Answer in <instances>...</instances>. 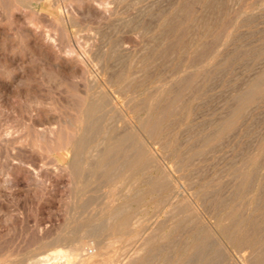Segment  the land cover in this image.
I'll use <instances>...</instances> for the list:
<instances>
[{
    "label": "rangeland",
    "instance_id": "rangeland-1",
    "mask_svg": "<svg viewBox=\"0 0 264 264\" xmlns=\"http://www.w3.org/2000/svg\"><path fill=\"white\" fill-rule=\"evenodd\" d=\"M113 9H116V11H113ZM189 24L192 25L187 27ZM195 27L196 29H194ZM97 28L98 30H96ZM115 29L117 31H115ZM108 30L110 31L108 32ZM160 31L162 32L160 33ZM214 31L216 32L214 33ZM221 33L224 34L222 35ZM181 34L183 35L182 37ZM103 36H105V38ZM156 38H158L159 41H157ZM184 42L186 43L184 44ZM118 43L120 44L119 46ZM111 45H115V47ZM263 46L264 0H0V140H3L2 142L0 141V264L5 261L7 262V260L13 261L22 259L26 256V254L35 250L40 245L39 239L40 235H42L40 232L44 233L47 229V226L48 231L49 229L51 230L49 226H51L53 229L55 228L54 230H65L68 222L71 221L73 219L72 217H75V215L79 212L77 209L79 201L92 196H96L95 199L97 206L95 207L98 208H93L92 205L91 209L89 206L85 210H80V212L87 213L84 214L85 217H87L89 214L91 215V213L95 210H99V208L104 206L103 204H105V202L108 201L110 197L111 199H115V203L117 202L116 204H120V202L125 201L123 198L126 197L133 200L134 203L130 208H132L131 210H133V214L136 213V215H134L137 218H140L137 220L139 222L142 220L141 223L143 225L140 223L139 225L141 228H139L144 231L142 232L144 235L141 234V238L134 237L135 239H132L133 241L129 243V249H135L136 246L139 247L142 238L143 241H150V239L153 238L152 240L154 241L151 240V243L153 242L152 244L155 245L161 244L172 246L171 242L172 244L174 243L172 249L173 251L171 250L172 247H168L171 250L169 253H167L168 256L163 254L160 257L162 260L157 259V261L154 260L149 264H156V262H158L157 264H162L164 263L162 262L163 259L167 257V259H165L169 260L168 257H170L172 254V256H174L176 259L180 254L178 251H176L178 247L180 248L181 245L183 247L189 246V248L194 247V243L203 239V237L207 234V236L212 237L213 241L218 240L217 242L221 248H223V251L225 250V259L226 263L228 264L231 263L232 259H241L242 257L244 258L246 264H257V260H263L264 250H260L264 247V80H262L264 78ZM112 47L115 49L120 47V50L118 51L117 48L116 53L114 51L115 49ZM153 47H157V50ZM197 48L198 50L196 51ZM98 49L101 50L99 51ZM141 50L144 51L142 52ZM103 52H105V54ZM114 53H120L121 55H115ZM151 54L153 55L151 56ZM104 56L105 58L103 59ZM172 56L174 58H172ZM110 57H112L111 59L113 60H111ZM144 58L148 59L145 61ZM116 59L118 61H116ZM78 61L81 63H78ZM104 65H107L106 67L109 69L107 70ZM103 67H105L104 70ZM204 69L206 71H204ZM110 70L113 71L111 72ZM82 72L84 73L83 78L81 76ZM121 72H123V74H121ZM151 73L153 74L151 75ZM96 75L98 76L96 77ZM117 75H119V77L122 75L123 76L119 78ZM66 76H68L70 80ZM91 77L93 79L95 77L97 81L94 79L96 81L94 82ZM243 77L246 78L247 81ZM110 80H112V84ZM117 81H122V85L120 82L117 83ZM189 81L191 82L189 83ZM102 82L104 84H102ZM80 83L84 84L83 87L89 86L91 84L105 85L110 93H112V97H115L114 101H117V105L120 103L118 105V109L124 110L127 116L133 120L132 128L130 130L134 134L141 135L139 136L142 141L144 140L143 144L145 145V151L147 150L146 154L148 167L146 170L147 175L145 182L141 177L142 175L140 176V174L138 175V173L133 172L131 176L128 177L129 179L121 178L122 180H120V178L114 177V181L111 180L109 182L111 187L109 183L108 185L101 186L96 190L95 187L92 186L91 189L93 191L89 189L88 192L79 194L76 191L75 186L69 183V177L65 176L62 178V180L56 181V178L51 175L53 174L57 177V174L51 171L53 165H51L50 162H47L50 161L55 155L54 151L50 150L54 145L51 146V144H53L51 143V139H40L38 134L41 132L40 130L44 128L54 127L55 123L53 122L55 121L57 122V124H55L57 128L59 124V131L57 132L58 134H56L59 142L58 144L63 146V143L66 145L69 142L68 140H70L71 137L68 133L75 123V120H72V118H75L80 103V100H78L79 92L77 91L80 89L78 87L82 85ZM108 84L110 86H108ZM125 85H127L133 91L127 86L126 89H124ZM136 85L138 87H136ZM193 86H196V89ZM251 86L253 91L250 89ZM73 87H75V89ZM117 90H121L123 92L120 91V93ZM244 92H246V95ZM122 93V96L119 95ZM130 94L133 95L130 96ZM243 94L244 97L241 99ZM247 94H254V96L258 98L253 101H248L247 98L249 96ZM235 96L239 97L235 98ZM42 100L46 101L48 104ZM131 101L133 105L130 104ZM39 102H43V105H41V103L39 104ZM147 102L150 104L148 103L147 105ZM36 105L37 108L35 107ZM144 105H146V108ZM256 106L258 107L257 109ZM42 112H44V115ZM228 113L229 115L227 116ZM14 117L16 119H13ZM34 118L36 119L37 123L39 122L38 126L36 121H34ZM66 118L70 119L66 120ZM53 119L55 120L53 121ZM42 123L44 126H46L43 127ZM139 124L141 128L139 127ZM219 124L222 125V127H220ZM239 127L240 130H238ZM121 128L123 129L124 127L120 126V130ZM23 129H25V132ZM3 130L4 132H2ZM7 132H10V135ZM21 132H24L25 134H22ZM34 133H36L35 137L33 135ZM21 134L24 136H21ZM15 135L19 136L16 138ZM208 138L210 140H208ZM24 139H26V141L23 143ZM30 139H32V141ZM40 140H42V142ZM12 141L14 143H12ZM30 141L32 143H30ZM205 141H207V143ZM10 143H12L13 146ZM17 147L21 148L18 149ZM38 149L43 152H40ZM151 149L152 151H150ZM26 150L27 152H25ZM49 154H51V156ZM31 158L34 160H31ZM38 159L41 160L38 161ZM10 163L14 164L15 166L12 164L10 165ZM43 166H45V169ZM36 170L38 171L36 172ZM43 175L44 177H42ZM30 176L32 177L30 178ZM147 177H150V180ZM29 180H31V182H29ZM39 181H41V184H38ZM62 181L66 182L63 183ZM115 181L119 183L116 184ZM42 182L44 184H42ZM121 183H124V186ZM161 183L162 185H160ZM38 185H40V187H38ZM175 185L176 187L174 188ZM44 186L47 187V189L45 188L47 194L45 193V190H42L44 193H41V189L44 188ZM62 186L66 188L64 189ZM115 186L119 189L116 188L115 190ZM103 187L104 190L107 187L105 192L106 194L108 192L109 197H107L106 194L103 196L104 192H101L104 191ZM159 188L162 190H159ZM248 188L249 190L247 191ZM48 191L54 192H52L50 195V192ZM111 191H113V193ZM95 192L97 193L95 194ZM233 192H235V195H233ZM97 194H100L101 197H99L100 195L98 196ZM110 194H113V197ZM72 197L75 198L73 199ZM100 198H103L104 201L101 200L100 202ZM60 201L61 203L63 202V204H61ZM118 201L120 202L118 203ZM137 201L139 202L137 203ZM203 201L204 203L206 202V204H204ZM74 203L76 204L74 205ZM140 203H143L144 205ZM75 206L76 209H74ZM43 207L45 208L43 209ZM67 210L71 215L66 212ZM60 213L62 214L60 215ZM135 216L133 221L136 223L134 224L136 226L138 221L136 220ZM60 219H63V223ZM54 223H56V225ZM52 225H54V227ZM191 225L194 226L193 229ZM134 228L136 231L135 229H133V231L136 234L138 227ZM69 229H71V227ZM153 230H156L155 234L152 233L154 232ZM37 233H40L39 236ZM149 233L151 234L149 235ZM35 235L36 238H34ZM201 235L202 237H200ZM164 237H168L167 240ZM198 237H200V240ZM262 240L263 242H261ZM28 241H31L30 243L33 242V244H37L39 242V244H32L31 246ZM251 243H254L253 247ZM16 244H21L24 247L21 245L18 246ZM117 244L116 245L118 247H122L121 243ZM239 245L241 246L237 247ZM33 246L35 249H33ZM8 247L10 249H8ZM27 247H30L29 250ZM20 248H22V250ZM15 249L16 251H12ZM257 254L260 255L257 256ZM237 255H240L241 257ZM172 256L170 257V260H174Z\"/></svg>",
    "mask_w": 264,
    "mask_h": 264
},
{
    "label": "bare ground",
    "instance_id": "bare-ground-1",
    "mask_svg": "<svg viewBox=\"0 0 264 264\" xmlns=\"http://www.w3.org/2000/svg\"><path fill=\"white\" fill-rule=\"evenodd\" d=\"M188 1V0H187ZM201 1H203V0H201ZM210 1V0H209ZM217 1H219V0H217ZM117 2V1H116ZM166 2V1H165ZM196 2V1H195ZM212 2V1H211ZM237 2V1H236ZM55 3V2H54ZM184 3H185V1H184ZM193 3V2H192ZM201 3V2H200ZM101 4H102V2H101ZM106 4V3H105ZM132 4V3H131ZM134 4V3H133ZM189 4V3H188ZM188 4H187V6H188ZM194 4V3H193ZM207 4V3H206ZM211 4H216V3H211ZM234 4V3H233ZM245 4V3H244ZM73 5V4H72ZM129 5V4H128ZM143 5V4H142ZM181 5V4H180ZM183 5V4H182ZM170 6V5H169ZM172 6V5H171ZM187 6H186V8H187ZM223 6H224V4H223ZM230 6V5H229ZM237 6V5H236ZM4 7H6V6H4ZM143 7V6H142ZM145 7V6H144ZM149 7V6H148ZM219 7V6H218ZM92 8V7H91ZM132 8V7H131ZM186 8H184V9H186ZM191 8V7H190ZM215 8V7H214ZM183 9V10H184ZM198 9V8H197ZM212 10V9H211ZM219 10V9H218ZM229 10V9H228ZM92 11H93V9H92ZM97 11V10H96ZM109 11V10H108ZM113 11H116V9L114 10L113 9ZM157 11V10H156ZM206 11V10H205ZM220 11V10H219ZM20 12V11H19ZM70 12V11H69ZM138 12V11H137ZM195 12V11H194ZM99 13V12H98ZM113 13H115V12H113ZM139 13V12H138ZM178 13H180V12H178ZM217 13V12H216ZM10 14V13H9ZM43 14V13H42ZM41 14V15H42ZM79 14V13H78ZM146 14V13H145ZM83 15V14H82ZM102 15V14H101ZM109 15V14H108ZM172 15V14H171ZM180 15V14H179ZM203 15V14H202ZM215 15V14H214ZM219 15V14H218ZM224 15V14H223ZM47 16V15H46ZM85 16V15H84ZM205 16V15H204ZM212 16V15H211ZM193 17V16H192ZM197 17V16H196ZM207 17V16H206ZM262 17V16H261ZM107 18H108V16H107ZM123 18V17H122ZM127 18V17H126ZM131 18V17H130ZM151 18V17H150ZM199 18V17H198ZM204 18V17H203ZM208 18V17H207ZM215 18V17H214ZM234 18V17H233ZM121 19V18H120ZM193 19V18H192ZM197 19V18H196ZM195 19V20H196ZM232 19V18H231ZM115 20V19H114ZM142 20V19H141ZM167 20V19H166ZM165 20V21H166ZM168 20H169V17H168ZM207 20V19H206ZM255 20V19H254ZM133 21H135V20H133ZM176 21V20H175ZM194 21V20H193ZM211 21V20H210ZM167 22V21H166ZM195 22V21H194ZM203 22V21H202ZM207 22H208V20H207ZM13 24V23H12ZM110 24V23H109ZM145 24V23H144ZM162 24H164V23H162ZM204 24H205V22H204ZM80 25V24H79ZM104 25V24H103ZM107 25H108V23H107ZM137 25H138V23H137ZM157 25V24H156ZM190 25H192V24H189V25H187V27L188 26H190ZM199 25V24H198ZM93 26V25H92ZM111 26V25H110ZM118 26H119V24H118ZM200 26H202V25H200ZM210 26V25H209ZM55 27V26H54ZM78 27V26H77ZM107 27H109V26H107ZM136 27V26H135ZM212 27V26H211ZM214 27V26H213ZM94 28V27H93ZM147 28V27H146ZM180 28V27H179ZM191 28V27H190ZM198 28V27H197ZM206 28V27H205ZM143 29H144V27H143ZM194 29H196V27L194 28ZM96 30H98V28L96 29ZM99 30H101V29H99ZM111 30V29H110ZM110 30H108V32L110 31ZM129 30V29H128ZM145 30H147V29H145ZM175 30V29H174ZM204 30V29H203ZM210 30V29H209ZM115 31H117L116 29H115ZM120 31V30H119ZM169 31V30H168ZM183 31V30H182ZM197 31V30H196ZM95 32H97V31H95ZM127 32V31H126ZM145 32V31H144ZM149 32V31H148ZM147 32V33H148ZM162 31H160V33H161ZM167 32V31H166ZM201 32H203V31H201ZM216 31H214V33H215ZM3 33V32H2ZM63 33V32H62ZM105 33V32H104ZM183 33H184V31H183ZM213 33V32H212ZM247 33V32H246ZM108 34V33H107ZM179 34V33H178ZM222 34V33H221ZM224 34V33H223ZM222 34V35H223ZM239 34V33H238ZM13 35V34H12ZM157 35H159V34H157ZM205 35H207V34H205ZM256 35V34H255ZM86 36V35H85ZM113 36V35H112ZM111 36V37H112ZM183 35L181 34V37H182ZM198 36V35H197ZM212 36V35H211ZM250 36V35H249ZM90 37H91V35H90ZM104 38H105V36H103ZM161 37V36H160ZM164 37V36H163ZM180 37V38H181ZM119 38V37H118ZM117 38V39H118ZM123 38V37H122ZM154 38V37H153ZM179 38V37H178ZM85 39H86V37H85ZM91 39V38H90ZM96 39V38H95ZM116 39V40H117ZM157 39V41H159L158 40V38H156ZM160 39V38H159ZM165 39V38H164ZM191 39V38H190ZM198 39V38H197ZM92 40V39H91ZM108 40V39H107ZM106 40V41H107ZM122 40V39H121ZM120 40V41H121ZM129 40V39H128ZM163 40V39H162ZM162 40H161V42H162ZM186 40V39H185ZM93 41V40H92ZM100 41V40H99ZM114 41H115V36H114ZM119 41V40H118ZM123 41V40H122ZM164 41V40H163ZM189 42V41H188ZM214 42V41H213ZM65 43V42H64ZM104 43V42H103ZM120 43V42H119ZM118 43V46L120 45ZM172 43H173V41H172ZM180 43V42H179ZM186 42H184V44H185ZM192 43H194V42H192ZM191 43V44H192ZM68 44V43H67ZM89 44V43H88ZM105 44V43H104ZM103 44V45H104ZM108 44V43H107ZM113 44V43H112ZM114 44H115V42H114ZM122 44V43H121ZM160 44V43H159ZM168 44V43H167ZM184 44H183V46H184ZM205 44V43H204ZM245 44V43H244ZM117 45V44H116ZM161 45V44H160ZM162 45H163V43H162ZM195 45V44H194ZM99 46H100V43H99ZM107 46V45H106ZM111 46H114L115 47V45H111ZM150 46V45H149ZM149 46H148V48H149ZM217 46V45H216ZM173 47V46H172ZM178 47V46H177ZM201 47H202V45H201ZM206 47V46H205ZM264 47V46H263ZM98 48H100V47H98ZM110 48V47H109ZM113 48V47H112ZM118 48V47H117ZM116 48V49H117ZM120 48V47H119ZM118 48V51L120 50ZM126 48V47H125ZM125 48H123V49H125ZM142 48V47H141ZM147 48V47H146ZM154 49H156L155 47H153ZM165 48V47H164ZM191 48V47H190ZM190 48H189V50H190ZM89 49H90V46H89ZM113 49H115V48H113ZM116 49L114 50L115 52H116ZM122 49V50H123ZM127 49V48H126ZM125 49V50H126ZM131 49V48H130ZM134 49V48H133ZM140 49V48H139ZM145 49V48H144ZM153 49V50H154ZM163 49V48H162ZM167 49V48H166ZM237 49H238V47H237ZM63 50V49H62ZM99 50V49H98ZM101 50V49H100ZM99 50V51H100ZM110 50V49H109ZM121 50V51H122ZM129 50V49H128ZM127 50V51H128ZM150 50H151V48H150ZM157 50V49H156ZM198 50V48L196 49V51ZM113 51V50H112ZM120 51V52H121ZM138 51V50H137ZM142 52L144 51V50H141ZM155 51V50H154ZM171 51V50H170ZM169 51V52H170ZM202 51V50H201ZM213 51V50H212ZM230 51V50H229ZM228 51V52H229ZM258 51V50H257ZM111 52V51H110ZM128 52H130V51H128ZM141 52V53H142ZM150 52H153V51H150ZM176 52V51H175ZM195 52V51H194ZM204 52V51H203ZM97 53V52H96ZM104 54H105V52H103ZM117 53V52H116ZM116 53H114L115 55H118V54H120V53H118V54H116ZM178 53H179V51H178ZM205 53H206V51H205ZM232 53V52H231ZM94 54V53H93ZM98 54H99V52H98ZM111 54V53H110ZM124 54V53H123ZM131 54V53H130ZM154 54V53H153ZM153 54H151V56L153 55ZM159 54V53H158ZM176 54V53H175ZM195 54H196V52H195ZM256 54V53H255ZM112 55H113V53H112ZM114 55V56H115ZM121 55V54H120ZM119 55V56H120ZM127 55V54H126ZM129 55V54H128ZM139 55H142V54H139ZM138 55V56H139ZM166 55H167V53H166ZM169 55V54H168ZM93 56V55H92ZM108 56V55H107ZM159 56V55H158ZM164 56V55H163ZM177 56V55H176ZM188 56V55H187ZM198 56V55H197ZM99 57H101V56H99ZM124 57V56H123ZM147 57V56H146ZM185 57V56H184ZM196 57V56H195ZM205 57V56H204ZM102 58V57H101ZM105 58V56L103 57V59ZM112 57H110V59H111ZM114 58H117V57H114ZM122 58V57H121ZM126 58V57H125ZM128 58V57H127ZM159 58V57H158ZM162 58V57H161ZM172 58H174L173 56H172ZM176 58V57H175ZM183 58V57H182ZM103 59H101V60H103ZM107 59V58H106ZM129 59V58H128ZM145 59V58H144ZM146 59H148V58H146ZM146 59H145V61H146ZM165 59V58H164ZM200 59V58H199ZM236 59V58H235ZM111 60H113V59H111ZM138 60V59H137ZM185 60H187V59H185ZM99 61V60H98ZM106 61H109V60H106ZM116 61H118L117 59H116ZM127 61V60H126ZM205 61V60H204ZM80 61H78V63H79ZM111 62V61H110ZM120 62V61H119ZM133 62V61H132ZM191 62V61H190ZM195 62V61H194ZM197 62H199V61H197ZM81 63V62H80ZM123 63V62H122ZM128 63V62H127ZM134 63V62H133ZM158 63V62H157ZM110 64V63H109ZM118 64V63H117ZM116 64V65H117ZM135 64V63H134ZM143 64V63H142ZM192 64V63H191ZM200 64V63H199ZM252 64V63H251ZM81 65V64H80ZM108 65V64H107ZM107 65H104L105 67L107 66ZM157 65V64H156ZM193 65V64H192ZM250 65V64H249ZM74 66V65H73ZM113 66V65H112ZM111 66V67H112ZM114 66H115V64H114ZM158 66V65H157ZM183 66V65H182ZM181 66V67H182ZM70 67V66H69ZM105 67H103V70H104V68ZM110 67V66H109ZM118 67V66H117ZM124 67V66H123ZM125 67L127 68V66L125 65ZM159 67H161V66H159ZM180 67V66H179ZM229 67V66H228ZM232 67V66H231ZM230 67V68H231ZM240 67V66H239ZM48 68V67H47ZM60 68H62V67H60ZM68 68V67H67ZM85 68V67H84ZM107 68V70L109 69L108 67H106ZM121 68H122V66H121ZM131 68V67H130ZM238 68V67H237ZM71 69V68H70ZM81 69V68H80ZM147 69V68H146ZM149 69V68H148ZM157 69V68H156ZM33 70V69H32ZM66 70H68V69H66ZM116 70V69H115ZM118 70V69H117ZM122 70V69H121ZM127 70V69H126ZM174 70V69H173ZM57 71V70H56ZM75 71V70H74ZM85 71H87V70H85ZM111 71V70H110ZM113 71V70H112ZM111 71V72H112ZM120 71V70H119ZM123 71V70H122ZM143 71V70H142ZM155 71V70H154ZM162 71V70H161ZM204 71H206L205 69H204ZM243 71V70H242ZM69 72V71H68ZM73 72V71H72ZM105 72H106V69H105ZM124 72V71H123ZM123 72H121V74H123ZM139 72V71H138ZM160 72V71H159ZM176 72V71H175ZM23 73V72H22ZM57 73V72H56ZM90 73V72H89ZM109 73V72H108ZM118 73V72H117ZM140 73V72H139ZM158 73V72H157ZM161 73V72H160ZM252 73V72H251ZM81 74V73H80ZM86 74V73H85ZM153 73H151V75H152ZM162 74V73H161ZM193 74V73H192ZM203 74V73H202ZM75 75V74H74ZM76 75H78V74H76ZM83 75H84V73L82 72V78H83ZM86 75H88V74H86ZM99 75V74H98ZM98 75H96V77L98 76ZM116 75V74H115ZM135 75L137 76V74L135 73ZM155 75V74H154ZM174 75V74H173ZM189 75V74H188ZM203 75H205V74H203ZM202 75V76H203ZM47 76V75H46ZM61 76V75H60ZM90 76V75H89ZM107 76V75H106ZM114 76V75H113ZM118 77H119V75H117ZM123 76V75H122ZM121 76V77H122ZM135 76V77H136ZM144 76V75H143ZM225 76V75H224ZM250 76V75H249ZM67 78H68V76H66ZM65 77V78H66ZM80 77V76H79ZM100 77V76H99ZM102 77V76H101ZM104 77V76H103ZM121 77H119V78H121ZM190 77H191V73H190ZM214 77V76H213ZM238 77V76H237ZM60 78V77H59ZM88 78H90V77H88ZM87 78V79H88ZM92 78V77H91ZM108 78V77H107ZM117 78V77H116ZM124 78V77H123ZM150 78V77H149ZM148 78V79H149ZM185 78V77H184ZM183 78V79H184ZM244 78V77H243ZM69 79V78H68ZM73 79V78H72ZM77 79V78H76ZM94 79H95V77H94ZM93 78H92V80H94ZM109 79V78H108ZM112 79V78H111ZM130 79V78H129ZM166 79V78H165ZM187 79V78H186ZM185 79V80H186ZM190 79V78H189ZM245 80H246V78H244ZM244 79H243V81H244ZM251 79V78H250ZM262 79V78H261ZM70 80V79H69ZM74 80V79H73ZM89 80V79H88ZM91 80V81H92ZM96 80V79H95ZM94 80V82H96ZM102 80V79H101ZM107 80V79H106ZM105 80V81H106ZM115 80H117V79H115ZM131 80V79H130ZM146 80V79H145ZM163 80H164V78H163ZM199 80V79H198ZM223 80V79H222ZM260 80V79H259ZM262 80H264V78L262 79ZM87 81V80H86ZM104 81V80H103ZM108 81V80H107ZM112 80H110V82H111ZM123 81V80H122ZM122 81L120 82V81H117V83L118 82H120V84L122 83ZM176 81V80H175ZM204 81V80H203ZM247 81V80H246ZM93 82V81H92ZM131 82V81H130ZM144 82V81H143ZM191 81H189V83H190ZM213 82V81H212ZM79 83V82H78ZM87 83H89V82H87ZM105 83H107V82H105ZM116 83V82H115ZM188 83V84H189ZM196 83H197V80H196ZM219 83V82H218ZM242 83V82H241ZM249 83H250V80H249ZM257 83V82H256ZM261 83H262V81H261ZM65 84V83H64ZM80 84H82V83H80ZM94 84H96V83H94ZM102 84H104L103 82H102ZM100 85V84H98V85H89V86H84L83 87V85L84 84H82L81 86H79L78 88H80L79 90H77L78 92H79V99L78 100H80V103H79V106H78V109H77V114H76V116H75V118L73 119L72 118V120H75V123H74V126L71 128V130H70V132L68 133L69 134V136L71 137L70 138V140H68L69 142L66 144V145H64L65 143H63V146H60L58 143V139H57V137H56V134H58L57 132L59 131L58 130V128H59V124H58V128L55 126V124H57V122H55L54 120L55 119H53V123H55L54 124V127H49V128H44V129H42V130H40L41 132H39V134H38V137L40 138V139H46V138H49V139H51V143H53V144H51L50 142V144H51V146L52 145H54L53 147H52V149H50V150H52V151H54V153H55V155L51 158V160L50 161H47V162H50L51 163V165H53V168H52V170H51V168H50V170L53 172V173H55V174H57V177H56V175L54 176L53 174H51L53 177H55L56 178V181L57 180H62V178L63 177H65V176H67V177H69V179H70V184H73L74 186H75V188H76V191L80 194V193H86V192H88L89 191V189H91L92 188V186H94L95 187V190L97 189V188H99V187H101V186H106V185H108V183L112 180V181H114V177H118V178H120V180H122L121 178H127V179H129L128 177L129 176H131V174L133 173V172H136V173H138V175L140 174V176L143 178V181L145 182V180H146V170H147V167H148V165H147V154H146V151H145V145L143 144V142H144V140L142 141V139L140 138V136L139 135H137V134H134L130 129L132 128V124H133V120L131 119V118H129L128 116H127V114L125 113V111L124 110H120V109H118V105L120 104H118L117 105V101L115 102L114 101V99H115V97L113 98L112 97V93H110V91L108 90V88L105 86V85ZM110 84V83H109ZM108 84V86H110ZM111 84H112V82H111ZM125 84V83H124ZM217 84V83H216ZM57 85V84H56ZM114 85V84H113ZM122 85V84H121ZM148 85H149V83H148ZM173 85V84H172ZM197 85V84H196ZM253 85V84H252ZM258 85V84H257ZM59 86H61V85H59ZM118 86V85H117ZM126 86L127 85H125V88L124 89H126ZM188 86V85H187ZM199 86V85H198ZM197 86V87H198ZM200 86H202V85H200ZM216 86V85H215ZM239 86V85H238ZM37 87V86H36ZM77 87V86H76ZM81 87H83V88H81ZM113 87V86H112ZM111 87V88H112ZM116 87V86H115ZM120 87V86H119ZM128 87V86H127ZM131 87V86H130ZM136 87H138L137 85H136ZM177 87V86H176ZM180 87V86H179ZM192 87V86H191ZM195 89H196V86H193ZM246 87H247V85H246ZM54 88V87H53ZM74 89H75V87H73ZM114 88V87H113ZM129 88V87H128ZM127 88V89H128ZM186 88V87H185ZM199 88V87H198ZM201 88V87H200ZM244 88V87H243ZM66 89V88H65ZM124 89H123V91H124ZM130 90H132L131 88H129ZM202 89V88H201ZM236 89V88H235ZM248 89H249V87H248ZM247 89V90H248ZM250 89L252 90L253 88H252V86L250 87ZM24 90V89H23ZM129 90V91H130ZM144 90V89H143ZM176 90V89H175ZM194 90V89H193ZM198 90V89H197ZM71 91V90H70ZM75 91V90H74ZM117 91H119V90H117ZM121 91V90H120ZM119 91V92H120ZM123 91H121V92H123ZM128 91V92H129ZM133 91V90H132ZM199 91V90H198ZM222 91V90H221ZM237 91V90H236ZM249 91V90H248ZM253 91V90H252ZM251 91V92H252ZM50 92V91H49ZM77 92V93H78ZM120 92V93H121ZM176 92V91H175ZM193 92V91H192ZM195 92H196V90H195ZM243 92V91H242ZM247 92V91H246ZM246 92H244L245 93V95H246ZM250 92V91H249ZM152 93V92H151ZM198 93V92H197ZM204 93V92H203ZM218 93V92H217ZM220 93V92H219ZM227 93V92H226ZM116 94V93H115ZM126 94H127V91H126ZM129 94V93H128ZM178 94V93H177ZM242 94V93H241ZM252 94V93H251ZM119 95H123V93L122 94H119ZM131 95H133V94H130V96ZM149 95H151V94H149ZM200 95V94H199ZM248 95V94H247ZM125 96H127V95H125ZM249 97L247 98V100L248 101H253V100H255V99H257L256 98V96H254V94L253 95H248ZM262 96V95H261ZM260 96V97H261ZM7 97V96H6ZM44 97V96H43ZM124 97V96H123ZM122 97V98H123ZM128 97H129V95H128ZM127 97V98H128ZM148 97V96H147ZM216 97H218V96H216ZM236 97H239V96H235V98ZM242 97H244V94H243V96H241V99H242ZM73 98V97H72ZM118 98V97H117ZM121 98V97H120ZM126 98V99H127ZM131 98V97H130ZM177 98V97H176ZM175 98V99H176ZM192 98V97H191ZM221 98V97H220ZM234 98V99H235ZM245 98H246V96H245ZM50 99V98H49ZM187 99V98H186ZM211 99V98H210ZM233 99V100H234ZM239 99V98H238ZM39 100V99H38ZM37 100V101H38ZM44 100V99H43ZM42 100V101H43ZM76 100V99H75ZM120 100V99H119ZM125 100V99H124ZM134 100H136V99H134ZM162 100V99H161ZM245 100V99H244ZM49 101V100H48ZM53 101V100H52ZM66 101V100H65ZM183 101H184V99H183ZM182 101V102H183ZM238 101V100H237ZM242 101V100H241ZM16 102V101H15ZM43 102H46V101H43ZM43 102H39V104L41 103V105H43L42 103ZM123 102V101H122ZM127 102V101H126ZM138 102H140V101H138ZM160 102V101H159ZM177 102V101H176ZM185 102V101H184ZM225 102V101H224ZM223 102V103H224ZM47 103V102H46ZM77 103H78V101H77ZM76 103V104H77ZM141 103H142V101H141ZM148 103L149 102H147V105H148ZM208 103V102H207ZM241 103V102H240ZM39 104H37V105H39ZM48 104V103H47ZM130 104H132V101L130 102ZM140 104V103H139ZM139 104H137V105H139ZM150 104V103H149ZM175 104V103H174ZM183 104V103H182ZM34 105H35V103H34ZM37 105L35 106L36 108H37ZM44 105H45V103H44ZM50 105V104H49ZM61 105V104H60ZM133 105V104H132ZM223 105V104H222ZM145 106V108H146V105H144ZM144 106H142V107H144ZM178 106V105H177ZM196 106V105H195ZM232 106V105H231ZM236 106H238V105H236ZM33 107V106H32ZM49 107V106H48ZM57 107V106H56ZM63 107V106H62ZM67 107V106H66ZM125 107H128V106H125ZM124 107V108H125ZM153 107V106H152ZM230 107V106H229ZM50 108V107H49ZM48 108V109H49ZM74 108V107H73ZM123 108V107H122ZM235 108V107H234ZM233 108V109H234ZM237 108V107H236ZM258 107L256 106V109H257ZM60 109V108H59ZM75 109V108H74ZM127 109V108H126ZM149 109H150V106H149ZM208 109V108H207ZM216 109V108H215ZM37 110V109H36ZM50 110H51V108H50ZM49 110V111H50ZM67 110V109H66ZM174 110V109H173ZM172 110V111H173ZM25 111H27V110H25ZM30 111V110H29ZM52 111V110H51ZM50 111V112H51ZM142 111H143V109H142ZM206 111V110H205ZM239 111V110H238ZM36 112V111H35ZM118 112H119V114H118ZM146 112H147V110H146ZM163 112V111H162ZM178 112V111H177ZM21 113V112H20ZM28 113V112H27ZM44 112H42V114H43ZM140 113H141V111H140ZM173 113H174V111H173ZM172 113V114H173ZM180 113V112H179ZM206 113V112H205ZM213 113V112H212ZM258 113V112H257ZM39 114H40V112H39ZM39 114H38V116H39ZM118 114V115H117ZM137 114H139V113H137ZM178 114V113H177ZM22 115H23V113H22ZM44 115V114H43ZM133 115H134V113H133ZM153 115V114H152ZM229 115V113L227 114V116ZM234 115V114H233ZM245 115V114H244ZM32 116H34V115H32ZM66 116V115H65ZM165 116V115H164ZM210 116V115H209ZM219 116H220V114H219ZM13 117V116H12ZM50 117V116H49ZM152 117V116H151ZM232 117V116H231ZM241 117H242V115H241ZM26 118V117H25ZM28 118V117H27ZM30 118V117H29ZM52 118V117H51ZM62 118H65V117H62ZM249 118V117H248ZM260 118V117H259ZM258 118V119H259ZM13 119H16L15 117L13 118ZM18 119V118H17ZM24 119V118H23ZM35 119V118H34ZM70 119V118H69ZM69 119H67L66 118V120H69ZM218 119H220V118H218ZM245 119H246V117H245ZM5 120V119H4ZM45 120H47V119H45ZM60 120V119H59ZM228 120V119H227ZM8 121V120H7ZM30 121V120H29ZM34 121H36V119L34 120ZM48 121V120H47ZM58 121V120H57ZM173 121V120H172ZM247 121V120H246ZM255 121V120H254ZM68 122H71V121H68ZM142 122V121H141ZM180 122V121H179ZM204 122V121H203ZM225 122V121H224ZM223 122V123H224ZM242 122V121H241ZM8 123H9V121H8ZM17 123V122H16ZM32 123V122H31ZM39 123V122H38ZM38 123H37V121H36V124H37V126H38ZM50 123V122H49ZM52 123V124H53ZM200 123V122H199ZM230 123V122H229ZM19 124V123H18ZM29 124V123H28ZM69 124V123H68ZM68 124H67V126H68ZM244 124H245V122H244ZM42 125H43V123H42ZM49 125V124H48ZM62 125V124H61ZM72 125H73V123H72ZM136 125V124H135ZM14 126V125H13ZM13 126H11V127H13ZM29 126V125H28ZM36 126V125H35ZM46 126V125H45ZM44 125H43V127H45ZM53 126V125H52ZM70 126V125H69ZM120 126L122 127H124L123 129L121 128V130H120ZM137 126V125H136ZM142 126V125H141ZM197 126V125H196ZM210 126H211V124H210ZM219 126L220 127H222V125H220L219 124ZM16 127V126H15ZM25 127H26V124H25ZM71 127V126H70ZM139 127H140V124H139ZM203 127V126H202ZM206 127V126H205ZM230 127V126H229ZM5 128V127H4ZM20 128V127H19ZM29 128H30V126H29ZM36 128V127H35ZM34 128V129H35ZM141 128V127H140ZM235 128V127H234ZM33 129V130H34ZM155 129V128H154ZM158 129V128H157ZM163 129V128H162ZM194 129V128H193ZM249 129V128H248ZM1 130V129H0ZM22 130V129H21ZM24 130V132H25V129H23ZM62 130V129H61ZM64 130V129H63ZM204 130V129H203ZM238 130H240V127H239V129ZM263 130H264V128H263ZM10 131V130H9ZM16 131V130H15ZM19 131V130H18ZM66 131V130H65ZM148 131V130H147ZM154 131V130H153ZM152 131V132H153ZM157 131V130H156ZM162 131V130H161ZM219 131V130H218ZM221 131V130H220ZM258 131V130H257ZM2 132H4V130L2 131ZM1 132V133H2ZM24 132H21L22 134L24 133ZM38 132V131H37ZM64 132V131H63ZM63 132H62V134H63ZM68 132V131H67ZM144 132V131H143ZM149 132V131H148ZM152 132H151V134H152ZM210 132V131H209ZM213 132V131H212ZM216 132H217V129H216ZM247 132V131H246ZM8 133V132H7ZM12 133V132H11ZM27 133V132H26ZM65 133V132H64ZM139 133V132H138ZM3 134V133H2ZM1 134V135H2ZM9 135H10V132L8 133ZM16 134V133H15ZM21 134V136H24V135H22ZM25 134V133H24ZM35 134L36 133H34L33 135H34V137H35ZM66 134V133H65ZM200 134V133H199ZM209 134H211V133H209ZM258 134V133H257ZM29 135V134H28ZM60 135V134H59ZM153 135V134H152ZM219 135V134H218ZM263 135V134H262ZM6 136V135H5ZM13 136V135H12ZM16 136V135H15ZM14 136V137H15ZM19 136V135H18ZM18 136H16V138L18 137ZM30 136V135H29ZM64 136V135H63ZM67 136V135H66ZM151 136V135H150ZM189 136V135H188ZM207 136V135H206ZM217 136V135H216ZM245 136V135H244ZM243 136V137H244ZM253 136V135H252ZM3 137H4V135H3ZM7 137V136H6ZM33 137V138H34ZM37 137V138H38ZM61 137V136H60ZM65 137V136H64ZM9 138V137H8ZM12 138V137H11ZM10 138V139H11ZM24 138V137H23ZM25 138H26V136H25ZM27 138H29V137H27ZM143 138V137H142ZM214 138V137H213ZM212 138V139H213ZM7 139V138H6ZM188 139V138H187ZM204 139V138H203ZM256 139V138H255ZM13 140V139H12ZM18 140V139H17ZM31 141H32V139H30ZM198 140V139H197ZM207 140V139H206ZM208 140H210L209 138H208ZM249 140V139H248ZM1 141V140H0ZM3 141V140H2ZM1 141V142H2ZM8 141V140H7ZM11 141V140H10ZM14 141V140H13ZM12 141V143H14ZM24 141H26V139H24L23 140V143H24ZM30 141V143H32ZM41 142H42V140H40ZM185 141V140H184ZM200 141H201V139H200ZM9 142V141H8ZM199 142V141H198ZM206 143H207V141H205ZM204 142V143H205ZM222 142V141H221ZM4 143V142H3ZM7 143V142H6ZM12 143H10L11 145H12ZM29 143V144H30ZM34 143V142H33ZM37 143V142H36ZM258 143V142H257ZM1 144V143H0ZM45 144V143H44ZM47 144V143H46ZM151 144V143H150ZM165 144V143H164ZM237 144V143H236ZM49 145V144H48ZM48 145H47V148H48ZM205 145V144H204ZM203 145V146H204ZM219 145V144H218ZM6 146V145H5ZM4 146V147H5ZM8 146V145H7ZM13 146V145H12ZM31 146H32V144H31ZM51 146H50V148H51ZM209 146V145H208ZM236 146V145H235ZM22 147V146H21ZM21 147H19V148H21ZM30 147V146H29ZM198 147V146H197ZM6 148V147H5ZM14 148V147H13ZM18 148V147H17ZM18 148V149H19ZM211 148V147H210ZM7 149V148H6ZM11 149V148H10ZM30 149H31V147H30ZM32 149H33V147H32ZM40 149H41V147H40ZM147 149V148H146ZM8 150H9V148H8ZM25 150V149H24ZM39 150V149H38ZM48 150H49V148H48ZM179 150V149H178ZM20 151H22V150H20ZM19 151V152H20ZM40 152H43V151H41V150H39ZM51 151V152H52ZM150 151H152V149L150 150ZM25 152H27V150L25 151ZM46 152V151H45ZM50 152V153H51ZM190 152V151H189ZM188 152V153H189ZM48 153V152H47ZM151 153V152H150ZM21 154V153H20ZM19 154V155H20ZM43 154V153H42ZM231 154V153H230ZM10 155V154H9ZM22 155V154H21ZM24 155V154H23ZM33 155V154H32ZM31 155V156H32ZM50 156H51V154H49ZM170 155V154H169ZM188 155V154H187ZM194 155V154H193ZM0 156H1V154H0ZM3 156V155H2ZM8 156V155H7ZM18 156V155H17ZM26 156V155H25ZM24 156V157H25ZM36 156V155H35ZM149 156V155H148ZM150 156L152 157V155L150 154ZM183 156V155H182ZM228 156V155H227ZM237 156V155H236ZM12 157V156H11ZM33 157V156H32ZM188 157V156H187ZM201 157V156H200ZM210 157V156H209ZM14 158H16V157H14ZM22 158V157H21ZM26 158H28V157H26ZM38 158H39V156H38ZM12 159H13V157H12ZM17 159V158H16ZM33 158H31V160H32ZM36 159H37V157H36ZM49 159V158H48ZM156 159V158H155ZM195 159V158H194ZM227 159V158H226ZM25 160V159H24ZM30 160V161H31ZM34 160V159H33ZM39 160H41V159H38V161ZM47 160V159H46ZM180 160V159H179ZM218 160V159H217ZM234 160V159H233ZM23 161V160H22ZM153 161H154V159H153ZM191 161V160H190ZM262 161V160H261ZM12 162V161H11ZM17 162H18V160H17ZM33 162V161H32ZM35 162V161H34ZM46 162V163H47ZM16 163V162H15ZM23 163V162H22ZM29 163V162H28ZM27 163V164H28ZM37 163V162H36ZM149 163V162H148ZM191 163V162H190ZM189 163V164H190ZM229 163V162H228ZM231 163V162H230ZM12 163H10V165H11ZM17 164V163H16ZM30 164V163H29ZM33 164V163H32ZM40 164V163H39ZM12 165H14V164H12ZM26 165V164H25ZM43 165V164H42ZM46 165V164H45ZM50 165V166H51ZM15 166V165H14ZM35 166V165H34ZM41 166V165H40ZM49 166V167H50ZM161 166V165H160ZM10 167V166H9ZM9 167H7V168H9ZM22 167H23V165H22ZM30 167H31V165H30ZM44 167V169H45V166H43ZM25 168V167H24ZM40 168V167H39ZM38 168V169H39ZM42 168V167H41ZM169 168V167H168ZM182 168V167H181ZM11 169V168H10ZM9 169V170H10ZM43 169V168H42ZM2 170V169H1ZM7 171V170H6ZM12 171V170H11ZM16 171V170H15ZM21 171V170H20ZM27 171V170H26ZM32 171V170H31ZM31 171H29V172H31ZM38 170H36V172H37ZM42 171V170H41ZM149 171V170H148ZM147 171V172H148ZM177 171H178V169H177ZM236 171V170H235ZM28 172V171H27ZM39 173V172H38ZM43 173V172H42ZM49 173V172H48ZM8 174H9V172H8ZM22 174V173H21ZM40 174V173H39ZM38 174V175H39ZM44 174V173H43ZM226 174V173H225ZM240 174V173H239ZM19 175V174H18ZM17 175V176H18ZM25 175V174H24ZM34 175H36V174H34ZM49 175V174H48ZM137 175V174H136ZM234 175V174H233ZM133 176V175H132ZM139 176V177H140ZM239 176V175H238ZM6 177V176H5ZM20 177V176H19ZM29 177V176H28ZM32 176H30V178H31ZM42 177H44V175L42 176ZM66 177V178H67ZM170 177V176H169ZM233 177V176H232ZM254 177V176H253ZM252 177V178H253ZM8 178V177H7ZM13 178V177H12ZM58 178V179H57ZM131 178V177H130ZM148 178V177H147ZM150 178V177H149ZM148 178V179H149ZM33 179L35 180V178L33 177ZM32 179V180H33ZM133 179V178H132ZM131 179V180H132ZM7 180V179H6ZM22 180V179H21ZM25 180V179H24ZM23 180V181H24ZM46 180V179H45ZM48 180V179H47ZM52 180V179H51ZM116 180V179H115ZM150 180V179H149ZM254 180V179H253ZM16 181V180H15ZM41 181H42V179H41ZM41 181H39V183L38 184H41L40 182ZM67 181V180H66ZM65 181V182H66ZM133 181V180H132ZM140 181V180H139ZM142 181V180H141ZM163 181H165V180H163ZM173 181V180H172ZM211 181V180H210ZM240 181V180H239ZM19 182H20V180H19ZM22 182V181H21ZM29 182H31V180H29ZM63 182V181H62ZM65 182H63V183H65ZM116 182V181H115ZM122 182V181H121ZM124 182V181H123ZM127 182H129V181H127ZM149 182V181H148ZM7 183V182H6ZM9 183V182H8ZM50 183V182H49ZM53 183H54V181H53ZM117 183H119V182H116V184ZM131 183V182H130ZM130 183H127V184H130ZM239 183V182H238ZM249 183V182H248ZM11 184V183H10ZM30 184V183H29ZM29 184H27V185H29ZM42 184H44L43 182H42ZM57 184V183H56ZM70 184H68V185H70ZM122 184V183H121ZM120 184V185H121ZM124 184V183H123ZM122 184V185H123ZM126 184V185H127ZM60 185H61V183H60ZM68 185H67V187H68ZM109 185H110V183H109ZM121 185V186H122ZM125 185V186H126ZM144 185V184H143ZM148 185V184H147ZM158 185V184H157ZM160 185H162V183L160 184ZM167 185V184H166ZM236 185H238V184H236ZM47 186V185H46ZM50 186V185H49ZM65 186V185H64ZM64 186H62L63 188H64ZM113 186V185H112ZM124 186V185H123ZM122 186V187H123ZM130 186V185H129ZM159 186V185H158ZM171 186V185H170ZM173 186V185H172ZM216 186V185H215ZM7 187V186H6ZM38 187H40V185H38ZM41 187H43V186H41ZM54 187V186H53ZM110 187H111V185H110ZM109 187V188H110ZM128 187V186H127ZM176 187V185L174 186V188ZM183 187V186H182ZM192 187V186H191ZM45 188L47 189V187H45L44 186V188H40L41 189V193L43 192L44 193V191H42V190H45ZM58 188V187H57ZM66 188V187H65ZM64 188V189H65ZM71 188V187H70ZM73 188V187H72ZM115 188V190H116V186L114 187ZM113 188V189H114ZM126 188V187H125ZM134 188V187H133ZM139 188V187H138ZM167 188V187H166ZM204 188V187H203ZM220 188V187H219ZM55 189V188H54ZM102 189V188H101ZM106 189H107V187H106ZM105 189V190H106ZM111 189V188H110ZM112 189V190H113ZM117 189H119V188H117ZM157 189H158V187H157ZM164 189H165V187H164ZM170 189V188H169ZM200 189V188H199ZM224 189V188H223ZM251 189V188H250ZM92 190V189H91ZM103 190H104V187H103ZM105 190L104 191H101V192H104V194H103V196H105V194H106V192H105ZM114 190V191H115ZM159 190H162V189H160L159 188ZM175 190V189H174ZM178 190V189H177ZM190 190V189H189ZM234 190V189H233ZM240 190V189H239ZM249 190V188L247 189V191ZM7 191V190H6ZM39 191V190H38ZM93 191V190H92ZM98 191V190H97ZM107 191H109V190H107ZM140 191V190H139ZM138 191V192H139ZM164 191V190H163ZM171 191V190H170ZM201 191V190H200ZM227 191V190H226ZM246 191V190H245ZM32 192V191H31ZM48 192H50V191H48ZM52 192H54V191H52ZM52 192H50V195H51V193ZM99 192V191H98ZM101 192H100V194H101ZM112 193H113V191H111ZM111 192H109V193H111ZM115 192H117V191H115ZM114 192V193H115ZM123 192V191H122ZM132 192V191H131ZM30 193V192H29ZM40 193V192H39ZM45 193H46V190H45ZM67 193V192H66ZM97 192H95V194H96ZM117 193H119V192H117ZM116 193V194H117ZM124 193V192H123ZM122 193V194H123ZM126 193V192H125ZM140 193V192H139ZM142 193V192H141ZM159 193H161V192H159ZM219 193V192H218ZM221 193V192H220ZM235 192H233V195H235L234 194ZM237 193V192H236ZM34 194V193H33ZM47 194V193H46ZM49 194V193H48ZM68 194V193H67ZM92 194H93V192H92ZM99 194V195H100ZM120 194V193H119ZM137 194V193H136ZM136 194H134V195H136ZM198 194V193H197ZM215 194V193H214ZM248 194V193H247ZM13 195V194H12ZM16 195V194H15ZM94 195V194H93ZM98 195V194H97ZM98 195V196H99ZM111 195V194H110ZM113 195V194H112ZM111 195V196H112ZM126 195V194H125ZM127 195H129V194H127ZM139 195H141V194H139ZM14 196V195H13ZM47 196V195H46ZM60 196V195H59ZM62 196H64V195H62ZM87 196H88V193H87ZM97 196V197H98ZM106 196L107 197H109V195H108V192H107V194H106ZM116 196V195H115ZM120 196V195H119ZM122 196V195H121ZM195 196V195H194ZM66 197V196H65ZM86 197V196H85ZM96 197V196H95ZM95 197H86L87 199H81L80 201H79V203H78V205H77V209L79 210V212L75 215V217H72L71 219V221H69L68 222V225H66V229L65 230H62V231H59V230H54L51 226H49V228H51V230L49 229V231L47 230L48 229V226H47V229L45 228V227H43L44 229H46V231L43 233V232H40L42 235H40V239H39V242H40V245L35 249L34 248V246H33V249H35V250H33L32 252H30V253H28V254H26V256L24 257V258H22V259H17V260H7V262L5 261V262H2V264H149V263H152V261H157V259H160V257L163 255V254H165L166 256H168L167 255V253H169L172 249H173V244H172V242H171V245L172 246H169V245H161L160 243V245H155V244H152L151 243V240L153 239V238H151L150 239V241L149 240H146V239H144V240H146V241H143V238H142V241H141V244L139 245V247H137L136 246V248L135 249H129V247H130V245H129V243H131L133 240L132 239H135L134 237H140L141 236V234H143L142 232H144L143 230H141L140 228V223L142 222V220H141V222H139L138 220L140 219L139 217V219L135 216L136 215V213H134L133 214V210H131L132 208H130L131 206H132V204L134 203L133 202V200L132 199H128L126 196V198H123V200H125V201H122V202H120V201H118V203L120 202V204H116L115 203V199H111V197L109 198V200L108 201H106L105 202V204H103L104 206H100L101 208H99V210H93L94 212H92L91 213V215L89 214L87 217H85L84 216V214H87V213H85V212H80V210H85L86 208H88L89 206H90V209H91V206L93 207V208H98V207H95V206H97V203H96V199H95ZM99 197H101V195L99 196ZM113 197V196H112ZM171 197V196H170ZM227 197V196H226ZM244 197V196H243ZM42 198V197H41ZM44 198H45V196H44ZM73 198V197H72ZM75 198V197H74ZM73 198V199H74ZM119 198V197H118ZM133 198V197H132ZM145 198V197H144ZM111 199V200H110ZM120 199H121V197H120ZM119 199V200H120ZM206 199V198H205ZM29 200V199H28ZM45 200V199H44ZM67 200V199H66ZM101 200H103L104 201V199L103 198H100V202H101ZM177 200V199H176ZM186 200V199H185ZM184 200V201H185ZM203 200V199H202ZM201 200V201H202ZM207 200V199H206ZM227 200V199H226ZM228 200H229V198H228ZM42 201V200H41ZM70 201V200H69ZM140 201V200H139ZM139 201H137V203L139 202ZM183 201V202H184ZM230 201V200H229ZM19 202V201H18ZM31 202V201H30ZM99 202V201H98ZM167 202V201H166ZM220 202V201H219ZM221 202H222V200H221ZM29 203V202H28ZM34 203V202H33ZM60 203H61V201H60ZM71 203H73V202H71ZM186 203V202H185ZM195 203V202H194ZM203 203H204V201H203ZM209 203V202H208ZM224 203V202H223ZM42 204V203H41ZM61 204H63V202L61 203ZM76 203H74V205H75ZM140 204H143V203H140ZM180 204V203H179ZM196 204V203H195ZM204 204H206V202L204 203ZM240 204V203H239ZM25 205H27V204H25ZM59 205V204H58ZM139 205V204H138ZM144 205V204H143ZM142 205V206H143ZM197 205V204H196ZM245 205V204H244ZM40 206H42V205H40ZM46 206V205H45ZM67 206V205H66ZM73 206V205H72ZM71 206V207H72ZM179 206V205H178ZM201 206V205H200ZM219 206V205H218ZM224 206V205H223ZM50 207V206H49ZM55 207V206H54ZM174 207V206H173ZM182 207V206H181ZM195 207V206H194ZM194 207H192V208H194ZM198 207V206H197ZM38 208V207H37ZM41 208V207H40ZM45 207H43V209H44ZM73 208V207H72ZM142 208V207H141ZM223 208V207H222ZM28 209V208H27ZM68 209V208H67ZM74 209H76V206H75V208ZM208 209V208H207ZM48 210V209H47ZM61 210V209H60ZM88 210V209H87ZM174 210H176V209H174ZM194 210V209H193ZM211 210V209H210ZM213 210V209H212ZM218 210V209H217ZM90 211V210H89ZM92 211V210H91ZM140 211H142V210H140ZM139 211V212H140ZM66 212H68V210L66 211ZM88 212V211H87ZM159 212V211H158ZM174 212V211H173ZM25 213V212H24ZM69 213V212H68ZM141 213V212H140ZM193 213H194V211H193ZM196 213V212H195ZM254 213V212H253ZM11 214V213H10ZM62 213H60V215H61ZM70 214V213H69ZM41 215V214H40ZM39 215V216H40ZM54 215V214H53ZM71 215V214H70ZM168 215V214H167ZM192 215V214H191ZM196 215V214H195ZM229 215V214H228ZM45 216V215H44ZM134 216L136 217V220L138 221H135V222H137L138 224L135 226L134 224H136V223H134V221H133V219H135L134 218ZM209 216V215H208ZM226 216V215H225ZM30 217V216H29ZM144 217V216H143ZM170 217V216H169ZM185 217V216H184ZM215 217V216H214ZM228 217V216H227ZM59 218V217H58ZM192 218H194V217H192ZM64 219V218H63ZM62 219V220H63ZM175 219V218H174ZM21 220V219H20ZM56 220V219H55ZM61 220V219H60ZM61 220V221H62ZM146 220V219H145ZM169 220V219H168ZM184 220V219H183ZM195 220V219H194ZM27 221V220H26ZM50 221V220H49ZM144 221V220H143ZM174 221V220H173ZM185 221V220H184ZM54 222V221H53ZM148 222V221H147ZM220 222V221H219ZM62 223H63V221H62ZM179 223V222H178ZM22 224V223H21ZM37 224H38V220H37ZM55 225H56V223H54ZM67 224V223H66ZM142 224V223H141ZM145 224V223H144ZM242 224V223H241ZM247 224V223H246ZM29 225V224H28ZM33 225H35V224H33ZM43 225H44V223H43ZM64 225V224H63ZM143 225V224H142ZM162 225V224H161ZM165 225V224H164ZM179 225V224H178ZM194 225V224H193ZM218 225V224H217ZM18 226V225H17ZM30 226V225H29ZM53 227H54V225H52ZM60 226V225H59ZM62 226V225H61ZM140 227L139 228V230H138V228H137V232H136V234H135V232L133 231V229H135L134 227ZM177 226V225H176ZM211 226H212V224H211ZM245 226H247V225H245ZM56 227V226H55ZM71 227V229H69ZM133 227V228H132ZM146 227V226H145ZM191 227H192V229H193V227L194 226H192L191 225ZM23 228H24V226H23ZM35 228H37V227H35ZM40 228V227H39ZM57 228H58V226H57ZM142 228H143V226H142ZM149 228V227H148ZM161 228V227H160ZM174 228V227H173ZM254 228V227H253ZM15 229V228H14ZM17 229V228H16ZM28 229H29V227H28ZM42 229V228H41ZM43 229V230H44ZM59 229V228H58ZM146 229H147V227H146ZM183 229V228H182ZM185 229V228H184ZM191 229V230H192ZM218 229V228H217ZM229 229H231V228H229ZM252 229V228H251ZM19 230V229H18ZM149 230H150V228H149ZM187 230V229H186ZM189 230V229H188ZM203 230V229H202ZM35 231V230H34ZM38 231H39V229H38ZM135 231H136V229H135ZM152 231V230H151ZM154 231V230H153ZM156 231V230H155ZM155 231L154 232H152V233H154L155 234ZM159 231V230H158ZM199 231V230H198ZM262 231V230H261ZM206 232V231H205ZM21 233V232H20ZM24 233H25V231H24ZM40 233H37V235L39 236V234ZM165 233V232H164ZM228 233V232H227ZM230 233V232H229ZM252 233V232H251ZM23 234V233H22ZM151 233H149V235H150ZM158 234V233H157ZM197 234H199V233H197ZM205 234H207V233H205ZM255 234V233H254ZM25 235V234H24ZM144 235V234H143ZM146 235V234H145ZM208 235V234H207ZM204 236L203 237V239H201L200 240V237H202V235L200 236V237H198V239L200 240V241H198V242H196V243H194L195 245H194V247H191V248H189V246L187 247H183L182 245V247L180 246V248L178 247L179 246V244H178V249L176 250V251H178V253H180L179 254V256L175 259L174 258V256H172V258H174V260H170V257H168V259L169 260H166L167 259V257H165L164 259H163V261L162 262H164L165 264H228V263H226V256H225V250L223 251V248H221V246L219 245V243L217 242V241H213V239H212V237H209V236ZM224 235V234H223ZM234 235V234H233ZM2 236V235H1ZM155 236V235H154ZM153 236V237H154ZM164 236V235H163ZM166 236V235H165ZM183 236V235H182ZM194 236V235H193ZM249 236V235H248ZM22 237H23V235H22ZM34 237V236H33ZM149 237V236H148ZM151 237H152V235H151ZM194 237H196V236H194ZM193 237V238H194ZM18 238V237H17ZM32 238V237H31ZM34 238H36V235H35V237ZM141 238V237H140ZM139 238V239H140ZM165 238V237H164ZM168 238V237H167ZM167 238H165L166 240H167ZM178 238V237H177ZM241 238V237H240ZM244 238V237H243ZM242 238V239H243ZM256 238V237H255ZM7 239V238H6ZM15 239V238H14ZM155 239H156V237H155ZM158 239V238H157ZM162 239V238H161ZM176 239V238H175ZM197 239V240H198ZM234 239V238H233ZM245 239V238H244ZM243 239V240H244ZM260 239V238H259ZM11 240H12V238H11ZM16 240V239H15ZM31 240H33V239H31ZM37 240V239H36ZM138 240V239H137ZM177 240V239H176ZM214 240H215V238H214ZM236 240V239H235ZM234 240V241H235ZM239 240V239H238ZM241 240V239H240ZM243 240H241V241H243ZM263 240H264V238H263ZM263 240L261 241V242H263ZM3 241V240H2ZM20 241H21V239H20ZM152 241H154V240H152ZM157 241V240H156ZM163 241H165V240H163ZM228 241H229V239H228ZM29 243L31 242V241H28ZM36 242V241H35ZM39 242L37 243V244H33V242L32 243H30L31 244V246H32V244L33 245H38L39 244ZM158 242V241H157ZM159 242H161V241H159ZM168 242H169V240H168ZM167 242V243H168ZM176 242V241H175ZM184 242V241H183ZM188 242V241H187ZM244 242V241H243ZM246 242H248V241H246ZM22 243V242H21ZM28 243V244H29ZM117 243H121L122 244V247H118L117 245ZM156 243V242H155ZM186 243V242H185ZM233 243V242H232ZM235 243V242H234ZM4 244H6V243H4ZM23 244V243H22ZM25 244L27 245V243L25 242ZM29 244V245H30ZM117 244V245H116ZM120 244V245H121ZM133 244V243H132ZM184 244V243H183ZM230 244H231V240H230ZM243 244V243H242ZM252 244V243H251ZM250 244V245H251ZM262 244V243H261ZM264 244V243H263ZM3 245V244H2ZM1 245V246H2ZM8 245V244H7ZM7 245H6V247H7ZM16 245H18V244H16ZM19 245H21V244H19ZM18 245V246H19ZM24 245V244H23ZM23 245H21V246H23ZM245 245V244H244ZM243 245V246H244ZM253 245H254V243L252 244V247H253ZM4 246V245H3ZM10 246V245H9ZM30 246V247H31ZM132 246H134V245H132ZM175 246H176V243H175ZM174 246V247H175ZM235 246V245H234ZM241 245H239V246H237V247H240ZM245 246H247V245H245ZM245 246H244V248H245ZM255 246H256V243H255ZM262 246V245H261ZM260 246V247H261ZM264 246V245H263ZM262 246V247H263ZM17 247V246H16ZM24 247V246H23ZM26 247V246H25ZM29 247V248H30ZM36 247V246H35ZM118 247V248H117ZM168 247H172L171 248V250H170V248H168ZM223 247V246H222ZM261 247V248H262ZM14 248V247H13ZM28 248V247H27ZM29 248H28V250H29ZM234 248V247H233ZM258 248H259V246H258ZM257 248V249H258ZM8 249H10L9 247H8ZM21 250H22V248H20ZM25 249V248H24ZM24 249H23V251H24ZM236 249V248H235ZM241 249V248H240ZM247 249H249V248H247ZM250 249H251V247H250ZM18 250V249H17ZM27 250V249H26ZM25 250V251H26ZM243 250V249H242ZM254 250V249H253ZM252 250V251H253ZM260 250H264V247H263V249H260ZM259 250V251H260ZM12 251H16V249L15 250H12ZM11 251V252H12ZM31 251V250H30ZM173 251V250H172ZM174 251H175V249H174ZM175 251V252H176ZM233 251V250H232ZM231 251V252H232ZM236 251H237V249H236ZM258 251V250H257ZM256 251V252H257ZM228 252H229V250H228ZM230 252V253H231ZM244 252V251H243ZM246 252V251H245ZM263 252V251H262ZM16 253V252H15ZM22 253V252H21ZM25 253V252H24ZM172 253V252H171ZM247 253V252H246ZM254 253H255V251H254ZM261 253V252H260ZM264 253V252H263ZM242 254V253H241ZM244 254V253H243ZM8 255H9V253H8ZM13 255V254H12ZM228 255V254H227ZM246 255H248V254H246ZM245 255V256H246ZM254 255V254H253ZM255 255H256V253H255ZM260 255V254H259ZM258 254H257V256H259ZM1 256H2V254H1ZM5 256V255H4ZM16 256V255H15ZM237 256H240V255H237ZM244 256V255H243ZM6 257V256H5ZM241 257V256H240ZM171 258V259H172ZM246 258V257H245ZM257 258V257H256ZM3 259V258H2ZM252 259V258H251ZM255 259V258H254ZM160 260H162V259H160ZM230 260V259H229ZM248 260H250V259H248ZM253 260V259H252ZM256 260V259H255ZM264 260V259H263ZM263 260L261 259V260H257V264L259 263V264H264V262H263ZM254 261V260H253ZM259 261V262H258ZM158 262H156V264H157ZM164 263H162V264H164ZM230 263V262H229ZM252 263V262H251ZM230 264H246L245 263V261H244V258L242 257L241 259L240 258H236V259H232V261H231V263Z\"/></svg>",
    "mask_w": 264,
    "mask_h": 264
}]
</instances>
